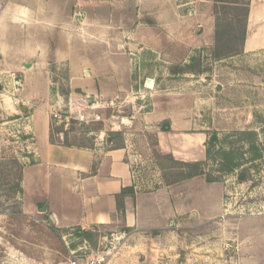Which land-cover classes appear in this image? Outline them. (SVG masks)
Instances as JSON below:
<instances>
[{
  "label": "rangeland",
  "instance_id": "obj_1",
  "mask_svg": "<svg viewBox=\"0 0 264 264\" xmlns=\"http://www.w3.org/2000/svg\"><path fill=\"white\" fill-rule=\"evenodd\" d=\"M99 1L47 0L45 14L38 16L36 9L10 11L9 0H0V264H69L77 253L108 247L111 234L118 241L105 264H264V88L259 86V101L250 109L237 104L235 90L248 68L263 76L264 52L243 58L236 25L241 23L227 20L225 26L232 24L233 30L227 46L235 54L214 60L212 0H101L95 9ZM31 37L49 48L47 58L57 48L72 61L69 47L78 49L76 70L90 82L87 91L69 85L68 62L49 66L52 91L61 100L59 115L98 104L104 123L96 124L113 147L127 142L135 182L141 193L157 194L156 208L164 207L166 196L176 204L182 196L181 205L200 210L205 198L221 195L222 214L209 220L199 213L168 220L160 216L153 225L164 229L156 234L89 231L83 237L80 230L59 229L38 205H27L15 191L17 166L31 163L45 122L70 133L64 140L54 137L68 144L89 143L95 139L90 132L97 129L43 113L48 74L35 69L25 76L26 60L21 61ZM110 75L120 85L118 92L102 89ZM22 107L30 112H21ZM171 129L209 136L210 155L200 164L208 178L217 179L214 186L204 177L171 184L178 171L158 139Z\"/></svg>",
  "mask_w": 264,
  "mask_h": 264
},
{
  "label": "crops",
  "instance_id": "obj_2",
  "mask_svg": "<svg viewBox=\"0 0 264 264\" xmlns=\"http://www.w3.org/2000/svg\"><path fill=\"white\" fill-rule=\"evenodd\" d=\"M25 1L27 3L22 6L9 0L8 8L10 11L11 9H13L12 11L17 9L20 12L26 9L27 11L36 9L39 12L38 16L45 14L47 0ZM66 1L76 3L79 0ZM100 4L101 0L99 4H95V9ZM13 23L15 26L18 25V22ZM25 24L31 25L32 22H25ZM211 31L213 32V27ZM37 41L39 40L31 37V42H25L24 45L27 46L28 50L21 61L26 60V63L23 64L27 68L25 76L31 77L32 71L35 69L45 70L46 74H48V82L46 83L48 97L43 96L42 98L45 100H42L40 96H33L36 99H41L42 103L45 101L42 111L43 113L46 111L48 114L50 109L58 108L61 101L60 99L58 101L55 99L57 95H54L52 91L54 84L50 78L52 73L49 71V66L51 64L68 62L69 85L73 89H81L83 92L87 91L90 82L84 80L82 74L80 75L81 77L77 74L75 64L77 57H74V52H78V49L69 47V52L74 58L72 61L64 57V55L61 56L57 48L53 55L47 58L49 48L43 43L37 45ZM263 52L264 0H252L249 3L246 34L241 55L245 59H250L261 55ZM247 71L245 81L240 79L236 81L235 90L237 89V104L250 109L255 107L259 101L256 94L260 91L259 86L264 88V74L260 77L257 76L256 72H250L253 71L250 68ZM91 72L90 74L95 76L96 72ZM91 75L89 76L91 77ZM119 86L117 82L114 83L110 75L107 77L106 82L103 83L102 89L104 91L115 89L118 92L120 90ZM102 107L104 108V106ZM99 109L98 104H96L91 110L87 108L86 111H88L89 115H96L100 118ZM25 110L27 113L30 112L29 107L25 108ZM31 121L32 133L34 134V120L32 117ZM49 122H45L39 146L36 145L35 140L32 138L34 156L31 158V163L23 165L20 186L22 195L27 200L25 203L27 202L26 204L31 207L38 205V211L44 209V214H46L48 219L51 217L53 224L59 229H77L92 233L121 230L122 233L141 232L148 234L147 232L150 230L154 232L164 229V227H155V224L153 225L154 222L157 223L160 216L162 219L168 220L176 216H193V213H199L198 216L200 218L209 220L218 218L222 214L223 203L221 195L205 198V205L200 210L192 206L185 207L181 205L180 198L182 196H178V205L170 202L169 197L166 196L165 202H163L164 207L156 208L158 203L157 194L151 192L141 193L135 182L133 166L130 162L129 146L126 141L121 142L119 146L113 147V140L108 138L106 131L102 130L101 125H97L96 123L98 122H89L85 124L90 126L94 124L97 127V129L93 128L90 132L95 133V139L91 138L92 140H89V143L69 145L55 141L52 143L50 141L51 128ZM102 123H104V120ZM170 131L165 130L159 133V147L164 151L162 153L170 156L173 161L180 163L192 164L206 161L207 152L205 146L207 138H209L206 133L184 134L172 132L175 131L174 129ZM69 134L66 133L65 138ZM52 136L53 139L55 136H61V140L64 138L63 133L54 134L52 132ZM210 184L214 186L216 183ZM123 190L128 192L121 199L123 208L119 210L116 197ZM157 255L163 256L161 252H158Z\"/></svg>",
  "mask_w": 264,
  "mask_h": 264
},
{
  "label": "trees",
  "instance_id": "obj_3",
  "mask_svg": "<svg viewBox=\"0 0 264 264\" xmlns=\"http://www.w3.org/2000/svg\"><path fill=\"white\" fill-rule=\"evenodd\" d=\"M213 2V14L215 18V43H214V48H213V59L218 61L222 60L228 57H231L232 55L235 54L233 53L232 50L230 51L229 47L227 45H230L231 42L227 41L226 37L231 34L232 30V24L225 26V22L229 20V22H235L237 21L238 23H241L239 26L238 24V34L241 37V47L243 45V41L245 38L246 34V22H247V17H248V10H249V3L248 1L241 2V0H212ZM230 15V18L227 16ZM242 18V19H241ZM223 26V27H222ZM222 27V28H220ZM175 73L178 74H185V70H174ZM196 75H199L198 73ZM52 124L54 122L52 121L50 123V128H51V135H50V141L53 143L54 139L52 136V132L54 133H63L60 128H55L53 129ZM65 134L63 133V140L65 139ZM113 135V134H112ZM216 142V137L212 136L209 139V143L213 144ZM65 145L67 142L63 141L62 142ZM207 155H210L209 151L207 150ZM169 158V157H168ZM171 159V157L169 158ZM172 163L176 166V174L174 180L171 184H176L179 182L183 181H188L194 177H204L206 178L208 183H214L217 182V179H212L208 178L207 174H205L203 170V166L200 163H192V164H187V163H180V162H175L172 160ZM17 165V164H16ZM18 170V175L16 177V183H15V191L16 193H22L21 190V177H22V172H23V167L22 166H17ZM228 172H231L232 169L229 167L227 168ZM127 190H123L120 195L116 197L117 199V207L119 210H122L123 206L121 204V199L126 196ZM156 234V232H154ZM81 235L83 237H89L90 232L89 231H81Z\"/></svg>",
  "mask_w": 264,
  "mask_h": 264
},
{
  "label": "built area",
  "instance_id": "obj_4",
  "mask_svg": "<svg viewBox=\"0 0 264 264\" xmlns=\"http://www.w3.org/2000/svg\"><path fill=\"white\" fill-rule=\"evenodd\" d=\"M17 102V103H16ZM14 106H18V101L13 102ZM69 105V104H68ZM95 104H91V108H93ZM70 107V106H68ZM91 108H88L91 110ZM70 110V108H68ZM87 108H76L73 112L67 111L64 115H59V107L53 110H50L49 115L53 120H63L69 121L74 119L80 123H89V122H99L100 118L96 115H89L87 113ZM73 115V116H71ZM118 241V237L115 234L110 235V241L108 243V247H104L102 250L92 251L89 254H75L73 260L69 261V264H105L108 258L112 256V252L114 250L115 243ZM82 262V263H81Z\"/></svg>",
  "mask_w": 264,
  "mask_h": 264
},
{
  "label": "water",
  "instance_id": "obj_5",
  "mask_svg": "<svg viewBox=\"0 0 264 264\" xmlns=\"http://www.w3.org/2000/svg\"><path fill=\"white\" fill-rule=\"evenodd\" d=\"M89 101H92V100L90 99ZM20 111H21V112H25L26 110H25V108L22 107V108H20ZM40 212H41V213H44V209H42ZM49 220H50V222L53 223V220H52L51 217H49Z\"/></svg>",
  "mask_w": 264,
  "mask_h": 264
}]
</instances>
